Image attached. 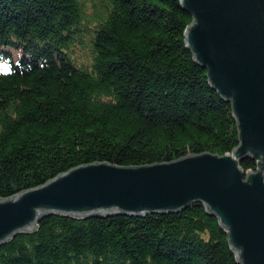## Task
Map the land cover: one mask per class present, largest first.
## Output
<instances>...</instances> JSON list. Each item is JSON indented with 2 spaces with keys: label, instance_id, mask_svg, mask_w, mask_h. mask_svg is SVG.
I'll list each match as a JSON object with an SVG mask.
<instances>
[{
  "label": "trees",
  "instance_id": "1",
  "mask_svg": "<svg viewBox=\"0 0 264 264\" xmlns=\"http://www.w3.org/2000/svg\"><path fill=\"white\" fill-rule=\"evenodd\" d=\"M191 20L181 0H0V198L94 161L231 152L236 119L186 45ZM0 264L241 263L218 217L191 201L48 212L0 243Z\"/></svg>",
  "mask_w": 264,
  "mask_h": 264
},
{
  "label": "water",
  "instance_id": "2",
  "mask_svg": "<svg viewBox=\"0 0 264 264\" xmlns=\"http://www.w3.org/2000/svg\"><path fill=\"white\" fill-rule=\"evenodd\" d=\"M186 45L229 101L238 144L138 165L79 164L0 198V243L48 212L87 216L169 212L201 201L227 230L241 264H264V0H181ZM250 156L254 168L239 162Z\"/></svg>",
  "mask_w": 264,
  "mask_h": 264
}]
</instances>
